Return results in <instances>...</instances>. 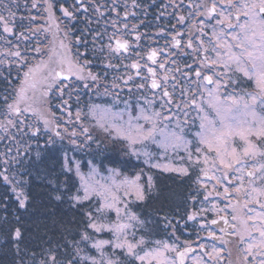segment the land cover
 I'll use <instances>...</instances> for the list:
<instances>
[{
	"label": "snow or ice",
	"instance_id": "snow-or-ice-1",
	"mask_svg": "<svg viewBox=\"0 0 264 264\" xmlns=\"http://www.w3.org/2000/svg\"><path fill=\"white\" fill-rule=\"evenodd\" d=\"M80 0H77L79 3ZM221 3L225 5L227 9L236 10V19L238 20L240 16L245 18L243 24L233 25L231 23L233 13L228 11L225 14L224 9L218 13L220 19L217 21L218 24L226 25L227 28L231 29L233 27H239L242 35H233L232 39L236 41L235 45L228 43H220V38L217 40L216 47H224L227 49L225 53L227 59L222 61L220 53L217 52V59L211 61L213 65H221L226 71L222 76L228 75V70H231L232 65H235V71L241 73L249 81H254L256 91L248 93V100L244 97H237L231 93L221 95V89H227L229 84H235L236 81L232 80L230 77L228 83H225L223 79H214L212 75H202L201 71H196L195 76L197 78L202 77V81L205 82V87L207 85H214V89L209 90L208 95L212 99L209 101L208 106L212 109L214 113L213 116L204 114L200 117L199 131L195 133L197 137V143L203 148H206L208 152H215L216 160L213 161V166L215 167L218 161L219 166L224 170L223 179L227 180L229 173L243 172L244 168L238 167L239 165H247L248 161H252L249 170H247V176L252 178L251 183H254L256 179H259L262 184H264V0H221ZM36 2L34 0L32 7H36ZM51 5H49V8ZM63 14L66 17H72L73 12L69 11L68 8H61ZM209 13L217 12V4L213 3L212 7L208 9ZM183 20V17L181 18ZM4 17L0 15V21H3ZM4 31H11L7 26ZM226 34V33H225ZM139 39V37H137ZM176 45H179L180 41H175ZM61 48L66 46L61 42ZM129 47L127 41L121 42L117 39L115 42V47L111 44L108 45L110 52L119 53L122 49L127 50ZM188 47H192L191 43ZM236 47L240 49V52H232V48ZM39 51V49H37ZM103 51V46L101 47ZM15 56H20L19 52L14 53ZM55 49L51 51L48 61H41L36 65L29 66L27 71L23 73V79L21 80L18 91L17 99L10 104H7V111L9 116L19 115L21 109L19 104L21 101L27 98V93L32 90L35 94L39 90V86L47 83V81H56L58 78L62 80H68L70 76L75 75L78 79H85L81 74L84 71V66L73 64V62L67 57H61L58 61H53V56H57ZM156 52H152L148 59L155 62ZM59 63L61 65L67 63L68 65V75H65L63 70L56 71L54 68H49L50 63ZM108 67H112L111 64ZM132 68H139L138 64H132ZM163 67V65H161ZM74 68H78V71H73ZM45 69L47 73L45 74ZM152 76H155V71L152 68L148 69ZM139 74V73H137ZM88 77L95 82L98 77L91 72L88 73ZM131 79V77H129ZM88 85L85 84V87ZM118 87V85H114ZM51 85H49V88ZM64 87H67L65 85ZM138 87L143 88L144 85H138ZM160 85L155 79L151 82V88L157 89ZM63 93L64 88L59 89ZM47 90L41 92V96H47ZM163 97L168 98L167 103L172 104V94L167 90L163 91ZM7 101V97H5ZM65 105L68 104L67 100H64ZM149 104L152 101H148ZM195 105L200 112H204L203 107L197 105L195 98L190 100V103L184 104L183 107L187 108ZM165 107V105H161ZM177 108H181V104L176 105ZM260 111H257V108ZM27 109H25L26 111ZM143 111V110H142ZM81 113L76 112V118H80ZM186 115V113H185ZM141 117H137L140 119ZM146 122L150 124V127L144 128L143 125H131L129 121V128H116V138L122 139L126 142V147L128 149V154L138 155V150L136 148L137 144H144L146 141H152L157 143L158 146L163 149L166 155L168 150L177 149L181 145H186L190 141H186L181 134L183 128L180 127L179 122H177V127L180 128L178 133L174 129H170L168 123L165 121H171V116H164L161 112L156 111L151 116L143 115L142 117ZM23 124V121H20ZM186 123V121H185ZM45 127L48 126L49 121L44 120ZM8 127H17L16 121L13 119H7ZM103 131L109 132V128L105 126L104 123H99L98 125ZM59 128V125H56ZM7 131V127L5 128ZM40 129L37 128L31 132L32 136H37ZM84 133L88 132V129L83 130ZM27 134V133H25ZM72 137L77 134L73 131ZM55 136L61 140L64 137L61 135L60 131H55ZM255 138V141L252 138ZM3 139V137H0ZM88 140H92L91 135L87 136ZM240 141V145H236V140ZM72 144H76L75 139H71ZM47 145L55 144V141L49 137L46 141ZM202 147H196V153H201ZM11 151V150H9ZM28 151V149H25ZM20 150L17 149V155H19ZM145 156H150L148 152H144ZM41 158V153H36V159ZM188 160L193 164L200 163L199 157L193 160L192 152H188ZM148 162L147 160L145 161ZM20 160L16 157H9L8 153L0 154V181L4 184L10 186L11 191L15 195L18 207L21 209H26L30 201L28 192L21 184H26L27 181H16L14 179V174L10 173V169L14 164H19ZM203 163L207 165L209 163V157H203ZM91 172L86 178L81 172L80 164H75V176L79 178L80 186L76 188V191L67 195L63 191H57L54 199L57 201H62L65 198L70 203V206L74 208H79L85 217L84 230L79 233V240H72L66 242L65 256L60 259L58 258L56 252L51 249L47 253V259L41 260L40 264H177V260L168 256L166 253H175L176 258H178L180 264H183L186 253L189 251L185 249L180 251L175 245H169L167 242L155 241L158 245L155 248L149 246V241L144 235H140L136 239L137 232L132 231L133 229H143L145 227V221L142 220L135 212L130 208V201L127 199L129 197L134 198L131 202H143L146 200L147 196L152 193L155 189V184L153 177L148 175L143 178V173L137 174L132 178L124 177L120 181L119 185H116L115 180H113L112 185L101 184L96 181L95 175L98 174L97 169L90 161ZM61 170L65 172H73V164L70 161L67 153L65 152L61 164ZM152 168L161 169L164 172H179L183 175L188 174L187 167H173L171 164H161L153 163ZM207 174L206 169H202ZM109 172L113 176L120 175L116 169H109ZM215 179V177H213ZM237 179L242 180L243 177H237ZM219 182V181H218ZM52 183V181H49ZM243 184L237 187L235 191L237 193L241 192ZM115 189V190H114ZM122 192V195L119 194ZM252 192L257 193L259 196H264V187L259 189L252 188ZM225 195L228 194V188H224ZM210 195V193H209ZM249 195V199L246 201L244 207L247 208L249 203H257L261 209H264V203H261L259 199ZM99 197V201L94 208L84 209V204L86 201L92 200L93 197ZM207 199V196H205ZM251 212L253 209L248 208ZM109 213L115 214V219L109 218ZM260 226L256 227V231L259 233L260 240L256 245H250L249 254H251V247L256 246L264 249V212L259 214ZM189 219H194V216H189ZM237 217L233 216V220ZM224 223L227 224L226 218L221 217ZM167 220V217H165ZM248 220H253L252 216H248L246 221H242L244 225V231H248ZM170 224V221L168 222ZM217 221L213 220L212 224H216ZM233 228L236 226L233 224ZM91 230V231H89ZM107 232L111 234V239H97L95 234ZM251 235V233H248ZM213 238H215L214 233H210ZM132 239H129V237ZM11 238L17 242V250H19V241L23 238V233L19 227H16L11 232ZM243 239V237H241ZM90 243V248L95 249L99 253V259L96 256H92L84 253V249L80 247L81 243ZM59 247V246H57ZM111 249V253H106L105 248ZM203 247V246H201ZM68 249H71L68 251ZM214 252H217L215 248ZM211 255V253H207ZM123 257V259H122ZM247 259V257H245ZM199 264V262H198ZM260 264H264V259L260 260Z\"/></svg>",
	"mask_w": 264,
	"mask_h": 264
},
{
	"label": "rangeland",
	"instance_id": "rangeland-1",
	"mask_svg": "<svg viewBox=\"0 0 264 264\" xmlns=\"http://www.w3.org/2000/svg\"><path fill=\"white\" fill-rule=\"evenodd\" d=\"M146 2H150V5L147 7V11L145 14L140 13V9L136 8L137 6V0H80L79 3H77L76 0V12L78 10L80 20H83L85 16H87L88 12L93 10L97 13V15L100 16V18H105L106 22L108 23V29L105 31V24L101 27L97 28V24H91V21L84 22L81 26L80 31L84 32L85 37H92L94 40L96 39L99 43L97 45L98 48L101 47V37L104 36V40L106 41V35L109 37L108 41L102 45L103 50L106 49L108 63L112 65L113 73V82L112 83H104L103 82V70H99L96 72L95 66L93 67L91 64H89L86 59L78 60L74 55H72V43L70 42L69 34L60 30L59 33L62 34V37L55 41V36L60 35L57 33V26L55 27H49L48 33H50V36L52 35L51 40H54V42H50L48 46L41 48L39 51H36L35 57L37 56L38 59H24L27 61L28 67L32 65H36L40 63L41 61H48L49 55L51 54V51L55 49L57 56H53V61H58L61 57H67V59L71 60L73 64H80L84 66V71L81 73L85 79L81 80L78 79L77 76L72 75L69 77L68 80H62V78H58L56 81L49 80L47 83L42 84L39 86V90L33 93L32 90H29L27 93V98L20 102L19 107L21 109V113L18 115L17 118V127H10V131L13 132L15 135L21 131L22 127L21 125H24V128L29 127V130H32L33 127L37 124L38 126L45 127L44 120H48L49 124L47 126V129L43 128L44 130H49L51 134H55V131H60L61 135L64 137L63 140L59 138V140L63 141L67 148H70L71 151H73L72 154H70L69 159L73 164V172L75 173V164H80L81 172L85 175L87 178L88 175L91 172V165L89 162H92V165H94L97 169L98 174L95 175V180L99 181L101 184L106 185H112L113 180H115L116 185L120 184V181L124 179V177L132 178L137 174L143 173V178L146 179L148 175H151L154 177L156 175H161L159 170L152 168L151 165L153 163H161V164H171L173 167H187L188 168V174L183 175L179 172H164L162 173H170V174H176L182 177L190 176L192 172L195 173V184H196V193L194 202L192 203V209L191 210V216H194V219L196 220L199 215H203L205 211L211 210L212 212H218L219 210H226L225 208H221L220 204H218L217 199H225L220 196L227 197L224 193V188H228V194L231 196V203L232 206H230L231 211H233L234 216H238V221L240 222L239 227L241 232H243V235L245 239L247 238V244L245 247L242 248L244 251L243 255L239 258V263L237 264H260V260L264 259V249H261L259 247L253 246L251 247V254H249V248L250 245H256L258 244L260 237L259 233L255 230L256 227L260 226V217L259 214L264 212V209H261L259 207V204L257 203H249L247 205V208L244 207L246 201L249 199V195L251 194L252 197H255L256 199H259L261 203H264V196H259L257 193L252 192V188H261L264 187V184L261 183L259 179H256L254 183H251L252 178L247 176V170H249V167L252 163V161H248L247 165L242 164L238 167L244 168L245 171L243 172H236L233 171L229 173V177L227 180L223 179L224 170L219 166L218 161L215 164V167L213 166V161L216 160V154L215 152H208L206 148H203V146H200L197 143V137L195 136V133L199 131V123L200 120L197 123L194 124H188L183 123L184 125L180 124V127L183 128V132L181 133L186 141H190L186 145H181L177 149H169L167 154L165 155L163 152V149H161L157 143H153L152 141H146L144 144H137L136 148L138 150V155H130L128 154V149L126 147V142L122 139L116 138V128H123L128 129L129 128V121H131V125H143L144 128L150 127V124L146 122L142 117L143 115H149L151 116L154 112L159 111L164 116H171V111L173 109H177L176 105L179 104L176 100L175 103L168 104L167 101L161 100L159 97H150L142 98L143 94L145 92H150L153 90L151 88V82L142 81L141 79H137L134 77L135 75V68H132V64H145L148 63L147 56L151 54V51H155L156 53H165L169 55H175V48H173V43L168 45H162L159 44V41L165 40L168 38L169 33L164 30V27H161L160 29L157 28L158 23V16L162 18L163 16L161 14H155L153 11L149 10L150 7H153L156 3V0H145ZM95 3H99V6H95ZM48 6L51 5L50 2L47 4ZM47 6V7H48ZM127 11V9H129ZM72 11V10H71ZM75 11V10H74ZM73 11V12H74ZM75 15L72 17H69L71 19H74L77 14L74 12ZM63 17H66L63 15ZM139 17L142 20H139ZM164 18V17H163ZM73 22V21H72ZM141 26H146L145 29H141ZM150 29L152 31H150ZM108 32V33H107ZM139 37V39H137ZM163 37V38H161ZM119 39L121 42L127 41L129 44V50H121L119 53L110 52L108 49V45L111 44L113 47H115L116 40ZM78 41V40H77ZM76 41V42H77ZM82 40L79 39L78 42H81ZM63 42V44L66 46L65 48H61L60 44ZM75 42V43H76ZM83 42V41H82ZM24 43L21 45L25 46ZM148 49H151L147 53V47ZM21 46L17 44V47L10 48L8 45L4 43L3 40L0 39V56L7 58L10 60L1 63V67H4V65H9V68L11 66H15L17 64L21 65L24 62L21 61H11L12 59L7 57V55L12 54L13 57L15 55L13 54L15 52L21 51ZM139 49V51H138ZM10 52V53H8ZM66 53H69L71 56L70 58ZM147 53V54H146ZM21 54V53H20ZM45 56V58H44ZM85 57V55H83ZM164 56V55H162ZM20 56H16L18 59ZM23 57V56H22ZM21 59V58H20ZM110 59V60H109ZM16 66V67H17ZM107 66V65H106ZM118 66V67H117ZM108 67V66H107ZM49 68H54L56 71H62L65 75H68V65L67 63L61 65L59 63L53 62L49 64ZM28 69V68H27ZM78 68H74L73 71H78ZM27 71V70H25ZM24 71V72H25ZM47 69H45V74L47 73ZM133 71V72H132ZM175 71V69H174ZM23 72V73H24ZM91 72L92 74L98 76L97 86L95 85L92 87L90 84V81L86 82V80H91L88 77V73ZM131 72L133 73L132 76ZM117 73V75H115ZM128 75V76H127ZM118 76V77H117ZM161 76V75H160ZM77 83H76V79ZM127 77V78H126ZM129 77L133 78L132 80L135 82L133 85L132 83H129L127 80ZM21 80L23 79V75L19 77ZM19 81V84L21 82ZM160 81L164 84L161 86L163 88H166L164 79H160ZM175 83H178L177 79L174 80ZM18 85L13 87L14 93L8 100L10 103H13L17 99V91H18ZM77 84V85H76ZM85 84L88 86L85 87ZM49 85L51 87L49 88ZM67 85V87H64ZM118 85V87L114 86ZM138 85H144L143 88L138 87ZM205 86V85H203ZM202 86V87H203ZM175 87H178L175 85ZM189 87V86H188ZM208 87V86H206ZM60 88H64L63 93L59 90ZM95 88H99L98 97H95L94 95L91 96L89 99L86 98L85 100L80 97V95H77V93L85 92L86 89L88 90H94ZM214 89V88H213ZM50 91L52 94H47V96H41V92L43 91ZM155 90V89H154ZM206 91L212 90V88H205ZM91 93V92H90ZM157 94H161L160 92H156ZM232 95H235L237 97L242 96V92L239 89H235L233 91H230ZM56 94L57 96L55 97ZM221 95H225L226 93L220 92ZM51 95V96H50ZM88 96V94H87ZM192 96L195 98L197 105L203 107L201 104V100L199 99V94ZM191 96V97H192ZM58 98V103L56 101H53L52 99L56 100ZM64 98V100L68 101L67 105H62L59 103H62L61 99ZM166 98V97H164ZM175 96H172V99H174ZM212 98L209 97V95L206 93V97L204 99V102L207 104ZM63 100V101H64ZM190 100V96L186 98V101ZM148 101H152L151 104L148 103ZM160 101V102H159ZM162 104H166V108H161ZM61 111V116L58 113ZM196 108V106H195ZM25 109H27L25 111ZM205 111L201 112L200 116L204 114H208L210 117L213 116L210 113L212 111L211 108H207L204 106L203 108ZM143 110V111H142ZM197 110V109H196ZM7 111V109H6ZM79 111L81 113L80 118H76V112ZM257 111H260V108H257ZM179 113V111H178ZM177 113V114H178ZM7 114L4 115L5 122H7ZM137 117H141L140 119H137ZM2 118V117H1ZM3 119V118H2ZM179 120V117L171 119V121H165V123H168L170 129L176 130L178 133L180 132V128L177 127V121ZM20 121H23V124L20 123ZM62 122V123H61ZM3 123V122H2ZM0 122V125L2 124ZM99 123H104L106 127L109 128V132L103 131L98 125ZM56 124L59 125V128L56 127ZM21 129H20V128ZM88 129L87 133H84V129ZM33 131V130H32ZM75 132L77 135L75 137H72V132ZM91 135L92 140H88L87 136ZM100 136L105 137V144H114L117 149L124 150L125 157H129V159L133 158L134 161L137 164V168L133 169L131 173H125L122 170H118L116 168L110 167L107 170H102L94 161L90 159V157H87V159H81L77 155H75L76 152H89L91 148H98L99 144L103 143L101 142ZM71 139H75L77 141L76 144H72L70 142ZM255 141V138H252ZM97 140V141H96ZM236 145H240V141L236 140ZM109 146V145H108ZM196 147H202L203 150L201 153H196L195 149ZM159 150V152H157ZM7 151V150H5ZM192 152L193 160L197 159L199 157L200 163L193 165L188 160V152ZM144 152H148L150 156H145ZM209 157V163L205 165L203 163V157L204 156ZM126 158V159H127ZM148 161L147 163L145 161ZM109 169H116L120 175L113 176L111 172H109ZM202 169L207 170V174H205V171H202ZM75 175V174H74ZM206 176H210L206 177ZM243 177L242 180L237 179V177ZM76 177V176H75ZM215 177V179L213 178ZM77 178V182L80 185L79 178ZM219 181V182H218ZM155 183V180H154ZM241 183L243 184V188L241 192L237 193L235 189L237 187H240ZM220 185L222 188L220 189L218 187ZM115 190V189H114ZM220 190V191H219ZM210 193V195H209ZM122 195V192L119 193ZM227 194V195H228ZM236 195H239L240 197V203H237ZM205 196H207V199H205ZM211 198H215L214 201H210ZM130 201V208L133 212L136 213L135 207L139 206L140 203L143 202H131L134 200V198L129 197L127 198ZM92 201L95 203V206L97 205L99 201V197H93ZM89 202V201H86ZM248 208L253 209V211L249 212ZM202 211H201V210ZM229 209V210H230ZM207 213V212H205ZM138 215V213H136ZM110 219H115L114 213H109ZM139 216V215H138ZM248 216H252L253 220H248V231H244V225L242 221H246ZM237 219V218H236ZM161 220V219H160ZM170 221V224L168 223ZM161 222V229L163 228V233L166 235V239H154V235H150L148 233L142 234V232L148 231L147 225L145 223V227L143 229H133L132 231L137 232L136 239L139 238L140 235H144L146 239L149 241V246L152 248L157 247L158 245L155 244V241H162L167 242L169 245H175L177 247H183L189 249L191 244L186 243L183 245L181 237L177 236V239L175 238L177 234V222L173 221L172 218L167 217V220L163 219ZM160 230L159 227L155 226L153 230ZM180 230V226H179ZM91 231V230H90ZM251 233L249 235L248 233ZM163 235V234H159ZM97 239H111V234L107 232L97 233L95 234ZM156 237V236H155ZM129 239H132L130 236ZM90 243L88 242L87 245L90 247ZM238 250V249H237ZM106 253H111V249L106 247L105 248ZM239 251V250H238ZM240 252V251H239ZM255 252H257V255H255ZM189 253V251L186 253ZM237 253V252H236ZM168 256L174 258L177 260V264H180L178 258H176L175 253H166ZM92 256H96L97 259H99V253L94 249V253ZM185 256V258H186ZM247 257V259H245ZM259 259H258V258ZM185 258L183 261V264H185ZM123 259V257H122ZM193 259V258H192ZM199 260V259H198ZM135 264H139V262H135ZM199 264H206L202 260L199 261Z\"/></svg>",
	"mask_w": 264,
	"mask_h": 264
},
{
	"label": "trees",
	"instance_id": "trees-1",
	"mask_svg": "<svg viewBox=\"0 0 264 264\" xmlns=\"http://www.w3.org/2000/svg\"><path fill=\"white\" fill-rule=\"evenodd\" d=\"M33 2L34 0H0V15L4 17V20L0 21V39L10 48H16L19 44L21 46L20 57L17 59L12 54L7 57H10L12 62H24L18 66L17 64L11 66V68H9L10 64L1 67L4 60L5 63L10 60L0 56V122H3L0 125V137H3L0 139V154L8 153L9 157H16L20 160L19 164L12 166L10 173L14 174L16 181H27L21 186L26 189L30 197L28 207L26 209L19 208L10 186L0 181V264H40L41 260L47 259L50 249L56 252L58 258L62 259L66 254V242L79 240V233L84 230L86 222L83 212L78 207L70 206L67 198L62 201L54 199L57 191H63L67 196L80 186L74 173L62 171L60 167L64 153L66 152L69 157L73 151L67 148L55 134L43 129H47V127L36 124L32 130L39 128L40 132L37 136H32V130H29V127L24 128V124L20 126L22 129L19 127L21 131L15 135L5 122L4 115L7 112V104H10L8 99L15 94L13 87L19 84L21 80L19 77L28 68L29 63L24 59H38L37 56L35 57L37 49H43L50 42H54L51 40L52 35L50 36L47 31L49 27L56 25L57 33L62 30L69 34L70 40L72 39L70 41L72 55L78 60L86 59L89 64L95 66L96 72L103 70L104 83H112L114 78L112 73L114 68L107 67L109 65L107 62L108 52L106 49L101 51L102 45L108 41L109 37L106 35V41L104 36L101 37L102 44L98 48L99 42L96 39L85 37L84 34L82 35L84 32L80 31L82 24L87 20L91 21V24L96 23L97 28L100 26V22L101 27L105 24V31H107L108 23L105 18H100L95 11L91 10L83 20H80V16L77 14L78 10L76 12V0H35L36 7H32ZM48 2L51 3L50 8L47 5ZM95 6H99V3H95ZM62 7L68 8L69 11L72 10V12L75 10L77 16L74 19L63 17ZM152 9L154 8L151 7ZM74 12L73 15H75ZM6 26L11 31H4ZM150 31L152 30L150 29ZM59 34H54L55 41L62 37V34ZM79 39L83 42H78ZM24 42L26 47L21 45ZM66 54L70 58L71 55ZM78 64L80 63L78 62ZM88 81L92 87L97 86V81L86 80V82ZM99 91V88L86 89L85 92L77 93V95H80L81 98L84 96L85 100L88 97L90 99L93 95L98 97ZM47 92L52 94L50 91ZM5 97H7V101H5ZM52 100L58 103V98ZM63 100L64 98L61 99L62 103L59 105H65ZM57 111L61 116L59 108ZM17 118L18 115L9 116L7 114V119L16 121ZM6 127L7 131H5ZM49 137L55 141V144H46ZM104 138L103 136L97 138L103 142L99 144L98 148H91L87 153L76 152L75 155L81 159L90 157L104 171L109 166L125 173H131L133 169L137 168L133 158L125 157L124 150L117 149L114 144L106 145ZM17 149L20 150L19 155H17ZM37 152L41 153L39 160L36 159ZM154 180L155 189L143 203L135 207L136 213L145 221L148 228V231L142 232V234L148 233L154 235L153 237L164 234L160 221H163L165 217L184 218L191 212L193 198L197 191L194 172L185 177L161 173V175H156ZM83 207L88 210L94 208L95 203L90 200L85 202ZM155 226L160 230H153ZM16 227H19L23 233V238L19 241V250H17V242L11 238V232ZM80 247L84 249L85 254L93 255L94 249L86 243L82 242ZM70 250L68 249V251Z\"/></svg>",
	"mask_w": 264,
	"mask_h": 264
},
{
	"label": "flooded vegetation",
	"instance_id": "flooded-vegetation-1",
	"mask_svg": "<svg viewBox=\"0 0 264 264\" xmlns=\"http://www.w3.org/2000/svg\"><path fill=\"white\" fill-rule=\"evenodd\" d=\"M146 3L150 5V2H146L145 0H137L136 8L140 9V13L142 14H145L147 11V7H145ZM213 3L217 4V12L210 14L208 9L212 7ZM153 8L154 9L151 11L155 14H161L164 17L160 18L158 16L157 28L160 29L161 27H164V30L167 29L166 32L169 33L168 38L159 41V44L168 45L173 43V48L176 50L175 55L169 56L166 52L163 54L158 52V55L155 57V62L149 60L148 55V63L142 65L138 64L139 68H135V78H139L146 82L155 79L160 85V87L155 90L153 89L150 92H145V94L142 93V98L149 99L150 97H159L161 98L160 101H167L168 98L163 97V91L167 90L172 96H175L173 102L175 103L177 100L178 103L182 105L181 108L173 109L171 111V117L177 118L178 116L179 120H175V122L177 121L184 125L183 123L186 121V123L191 125L200 120V114L202 113L198 111L197 107L195 108V105L187 108H184L183 105L190 103V100L193 98L192 94H199V99L201 100L200 102L203 105V108L204 106L209 108L208 104L204 102L206 93L208 94L209 92L206 91L205 88L213 89L215 87L214 85H207L208 87L203 86L205 85V82L202 81V77L197 78L195 76L196 71H201L202 75H212L214 79H223L225 83H228L229 77L236 81L235 84H229L227 89H221L222 93H230V91L239 89L242 92V97H244L245 100H248L249 97L247 94L256 91L254 81H249L241 73L236 72L234 64L232 65L231 70H228V75L222 76L218 74H222L226 70L221 65H213L211 63V61L217 59V52L220 53L222 61L227 59L225 55L227 49L224 47H216L218 38H220V43L235 45L236 41L232 39V36L242 35L239 27L229 29L226 25L217 23L220 19L218 13L223 8L225 14H227L228 11L233 13L231 20L233 25L243 24L245 18L240 16L237 20L235 9H227L225 5L221 3V0H156ZM129 10L130 8L127 9V11ZM182 17L183 20L181 19ZM139 20L142 19L139 17ZM145 28L146 26H141V29ZM176 40L180 41L179 45H176ZM189 43H191L192 47H188ZM146 47L148 53L151 49H148L147 44ZM128 50L129 47L126 51ZM232 52L238 54L240 49L233 47ZM161 65H163V67H161ZM149 68L154 69L155 76H152L149 73ZM132 72L130 76L133 75ZM162 78L164 79L166 88L162 87L161 89V86L164 85L160 81ZM132 79L133 78L128 79L127 81L135 84ZM175 79H177L178 83H175ZM175 85L178 87H175ZM160 91V95L156 93ZM189 96L190 100L186 101V98ZM163 105H165L163 108H166V104ZM209 114L214 115L212 111H210ZM157 152H159V150ZM159 172L162 173L161 170H159ZM218 187L220 189L222 188L220 185H218ZM226 196L227 197L220 196L225 199H217L221 208H225L226 210H219L218 212H212L211 210L205 211L207 213L203 212L204 214L199 215L196 220L188 218L191 216V213L187 214L184 218L173 219L178 225V231L175 238L177 239V236L181 237L183 245L185 244L183 241L191 244L188 249L189 253L185 258V264H198L200 260L206 264L239 263V258L244 253L242 248L245 247L248 240L247 238L245 239L243 232L240 230L241 227H239L240 222L238 221V216L237 219L233 220L234 214L230 209V206H232V203L230 202L232 198L229 194ZM235 197L237 203H240L239 195H236ZM214 199L215 198H211L210 201H214ZM221 217L226 218L228 223L225 224ZM213 220H216L217 223L212 224ZM233 224L236 226L235 228L232 227ZM210 233H214L215 238H213ZM241 237H243V239H241ZM156 238L166 239L167 234L156 235L154 239ZM178 248L180 251L187 249V247ZM214 248L218 250V254L213 251ZM207 253H211V255H208ZM255 255H257V252H255Z\"/></svg>",
	"mask_w": 264,
	"mask_h": 264
},
{
	"label": "bare ground",
	"instance_id": "bare-ground-1",
	"mask_svg": "<svg viewBox=\"0 0 264 264\" xmlns=\"http://www.w3.org/2000/svg\"><path fill=\"white\" fill-rule=\"evenodd\" d=\"M148 6H149V4H148V3H146V4H145V7H148ZM149 10H151V8H149Z\"/></svg>",
	"mask_w": 264,
	"mask_h": 264
}]
</instances>
